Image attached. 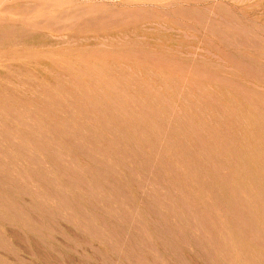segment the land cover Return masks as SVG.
I'll use <instances>...</instances> for the list:
<instances>
[{"label": "rangeland", "instance_id": "obj_1", "mask_svg": "<svg viewBox=\"0 0 264 264\" xmlns=\"http://www.w3.org/2000/svg\"><path fill=\"white\" fill-rule=\"evenodd\" d=\"M0 264H264V0H0Z\"/></svg>", "mask_w": 264, "mask_h": 264}]
</instances>
